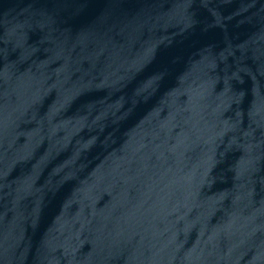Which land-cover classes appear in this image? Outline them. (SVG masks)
Instances as JSON below:
<instances>
[{
  "label": "water",
  "instance_id": "1",
  "mask_svg": "<svg viewBox=\"0 0 264 264\" xmlns=\"http://www.w3.org/2000/svg\"><path fill=\"white\" fill-rule=\"evenodd\" d=\"M0 264H264V0H0Z\"/></svg>",
  "mask_w": 264,
  "mask_h": 264
}]
</instances>
